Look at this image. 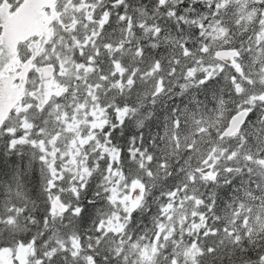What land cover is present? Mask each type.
<instances>
[{
	"label": "snow or ice",
	"instance_id": "snow-or-ice-1",
	"mask_svg": "<svg viewBox=\"0 0 264 264\" xmlns=\"http://www.w3.org/2000/svg\"><path fill=\"white\" fill-rule=\"evenodd\" d=\"M0 264H264V0H0Z\"/></svg>",
	"mask_w": 264,
	"mask_h": 264
}]
</instances>
